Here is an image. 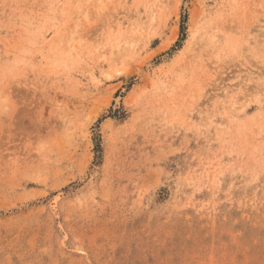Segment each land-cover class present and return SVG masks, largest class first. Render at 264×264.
Masks as SVG:
<instances>
[{
  "label": "rangeland",
  "instance_id": "374dc122",
  "mask_svg": "<svg viewBox=\"0 0 264 264\" xmlns=\"http://www.w3.org/2000/svg\"><path fill=\"white\" fill-rule=\"evenodd\" d=\"M0 264H264V0H0Z\"/></svg>",
  "mask_w": 264,
  "mask_h": 264
}]
</instances>
